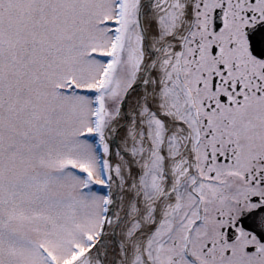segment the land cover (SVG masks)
Returning a JSON list of instances; mask_svg holds the SVG:
<instances>
[{"label": "snow or ice", "instance_id": "1", "mask_svg": "<svg viewBox=\"0 0 264 264\" xmlns=\"http://www.w3.org/2000/svg\"><path fill=\"white\" fill-rule=\"evenodd\" d=\"M0 264H264V0H0Z\"/></svg>", "mask_w": 264, "mask_h": 264}]
</instances>
